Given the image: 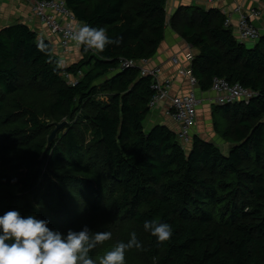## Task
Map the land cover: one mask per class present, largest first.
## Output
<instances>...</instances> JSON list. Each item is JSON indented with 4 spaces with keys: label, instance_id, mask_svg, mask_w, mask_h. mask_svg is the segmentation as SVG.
I'll return each instance as SVG.
<instances>
[{
    "label": "trees",
    "instance_id": "16d2710c",
    "mask_svg": "<svg viewBox=\"0 0 264 264\" xmlns=\"http://www.w3.org/2000/svg\"><path fill=\"white\" fill-rule=\"evenodd\" d=\"M167 1L64 0L78 23L119 40L103 52L82 47L67 68L29 26L0 30V215L35 214L62 232L110 231L89 253L96 264L132 228L142 246L125 264H264V34L248 48L223 15L199 7L171 20L199 50L191 71L203 92L218 78L256 94L215 110L228 154L199 136L188 152L168 127L146 131L152 78L121 69L155 58ZM145 220L169 223L172 237L157 243Z\"/></svg>",
    "mask_w": 264,
    "mask_h": 264
},
{
    "label": "crops",
    "instance_id": "0c3cea01",
    "mask_svg": "<svg viewBox=\"0 0 264 264\" xmlns=\"http://www.w3.org/2000/svg\"><path fill=\"white\" fill-rule=\"evenodd\" d=\"M34 0H0V30L15 24H24L34 30L40 37L49 40L53 45H60L57 38L51 37L44 25L36 18L33 12ZM199 7L203 10H215L223 15L231 24L236 36L237 27L242 16L250 18L251 23L264 34V0H222L210 2L209 0H168L166 13L168 24L165 31V40L154 59L148 61V68L159 71V81L164 84L166 81L173 82L171 97L194 94L201 100L202 104L198 109L194 136H199L205 142L217 145L223 153L228 154L233 145L222 138L217 132L215 110L218 108V94L212 90L203 92L198 85H193L190 79L181 76L182 69L191 70L194 59L199 55L197 48L189 45L182 35L171 25L181 9ZM252 10L262 12V17L255 19L250 17ZM225 21V22H226ZM226 24V23H225ZM77 26L82 25L77 22ZM259 41L244 42L245 45L255 47ZM55 46V45H54ZM251 47V48H252ZM55 56L60 59L61 67L67 68L77 64L82 58V49L77 46L71 47V54L65 55L60 46L55 47ZM175 59L178 64L175 63ZM113 76V74L111 75ZM170 100L160 102L151 109L145 122L147 132L158 126L168 127L176 135L179 134L181 126L170 118ZM186 146L191 147V143Z\"/></svg>",
    "mask_w": 264,
    "mask_h": 264
},
{
    "label": "clouds",
    "instance_id": "9594fccd",
    "mask_svg": "<svg viewBox=\"0 0 264 264\" xmlns=\"http://www.w3.org/2000/svg\"><path fill=\"white\" fill-rule=\"evenodd\" d=\"M70 36L85 51L103 52L106 46L119 43L110 38L105 29L87 23L73 29ZM40 47L45 50L43 44ZM49 223L35 214L22 215L18 210L0 215V264H96L89 253L112 238L110 231L93 233L87 224L79 230L69 228L62 232L50 228ZM143 227L157 243L173 235L169 223L145 220ZM141 246L136 233L132 232L126 242L117 241L113 250L100 258L99 264H125L126 252Z\"/></svg>",
    "mask_w": 264,
    "mask_h": 264
},
{
    "label": "built area",
    "instance_id": "2783aa9c",
    "mask_svg": "<svg viewBox=\"0 0 264 264\" xmlns=\"http://www.w3.org/2000/svg\"><path fill=\"white\" fill-rule=\"evenodd\" d=\"M209 1L216 2L222 0ZM33 12L40 22L48 27L51 35L59 38V46L62 48L65 55L71 53L72 46H77L82 49L83 46H78L76 42L71 39L70 33L77 27V25L75 26L73 23L77 24V21L66 8L64 0H34ZM250 14V17L255 19H258L263 15L262 12L258 10H252ZM230 24V20H227L225 25L229 27ZM236 32L241 42L259 41L262 36V33L251 23L250 18L247 16H242ZM175 63L178 64L176 59ZM147 66L148 61H143L138 64L133 60H125L121 63L122 70L138 68L141 70L143 77L152 78V88L155 91V96L150 102L149 107L153 109L160 102L170 100V118L179 123L181 126L178 134L179 140L184 146L192 143L194 138V128L197 123L198 109L202 104L201 100L194 94L171 97L170 93L173 88V82L169 80L162 84L159 81V71L149 69ZM179 73L181 76L189 78L191 84L198 85L197 79L193 76L191 70L188 71L182 69ZM70 84L75 86L76 81H70ZM211 90L219 95L217 98V104L219 107H224L238 102L249 103L256 95L251 90H248L239 84L231 85L226 80L218 78L213 81Z\"/></svg>",
    "mask_w": 264,
    "mask_h": 264
},
{
    "label": "water",
    "instance_id": "95a60500",
    "mask_svg": "<svg viewBox=\"0 0 264 264\" xmlns=\"http://www.w3.org/2000/svg\"><path fill=\"white\" fill-rule=\"evenodd\" d=\"M54 60H55L56 62H58V63L60 62V59H59L57 56L54 57ZM66 125H67V122H63L62 124H60V125H58V126L56 127V129L52 132V134H51V136H50V138H49V143H51V142L55 139L57 133H58L61 129H63ZM186 148H187V150H188V152H189V151H190V147L186 146Z\"/></svg>",
    "mask_w": 264,
    "mask_h": 264
},
{
    "label": "rangeland",
    "instance_id": "374dc122",
    "mask_svg": "<svg viewBox=\"0 0 264 264\" xmlns=\"http://www.w3.org/2000/svg\"><path fill=\"white\" fill-rule=\"evenodd\" d=\"M37 18V17H36ZM38 19V18H37ZM39 20V19H38ZM40 21V20H39ZM41 23V22H40ZM42 25H44L43 23H41ZM75 26H76V23H73ZM45 27H46V29H47V31H48V34L51 36V37H53L52 35H51V33H50V30L48 29V27L46 26V25H44ZM234 32V31H233ZM234 34H235V32H234ZM236 35V34H235ZM54 38H57V37H54ZM58 40H59V38H57ZM59 42H60V40H59ZM55 46L54 47H57V46H59V45H56V44H54ZM248 48H251L252 46H250V44L247 46ZM69 54H71V53H69ZM68 54V55H69ZM225 125V124H224ZM145 129H146V131H147V127H145ZM124 231V228H122L121 230H120V232L122 233ZM120 232H118V234L121 236V233ZM132 232H137V230L136 229H134V228H132V229H130V231L128 232V234H127V237L128 236H130V234L132 233Z\"/></svg>",
    "mask_w": 264,
    "mask_h": 264
}]
</instances>
